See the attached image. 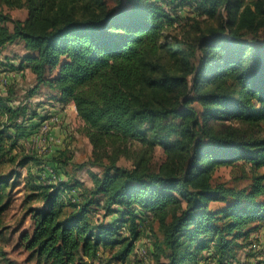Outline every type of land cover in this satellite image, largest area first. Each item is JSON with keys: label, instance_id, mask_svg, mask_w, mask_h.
Here are the masks:
<instances>
[{"label": "trees", "instance_id": "16d2710c", "mask_svg": "<svg viewBox=\"0 0 264 264\" xmlns=\"http://www.w3.org/2000/svg\"><path fill=\"white\" fill-rule=\"evenodd\" d=\"M163 1L0 0V55L14 42L25 50L17 65L0 64L33 74L25 99L42 86L60 105L72 102L91 145L80 165L91 185L75 200L76 180L30 184L27 197L41 206L18 237L27 262L94 264L107 250L105 264H136L143 215L157 223V264H251L249 235L264 226V0H185L215 21L203 29L193 20L199 35L190 49L165 33L176 17L164 5L174 0ZM18 8L23 19L9 14ZM14 93L10 84L0 94V240L7 188L19 176L1 167L37 126L24 125L37 112ZM157 146L165 159L155 166ZM68 161L53 160L52 173ZM237 161L250 165L248 186L213 182L218 167ZM1 262L19 264L2 244Z\"/></svg>", "mask_w": 264, "mask_h": 264}, {"label": "rangeland", "instance_id": "374dc122", "mask_svg": "<svg viewBox=\"0 0 264 264\" xmlns=\"http://www.w3.org/2000/svg\"><path fill=\"white\" fill-rule=\"evenodd\" d=\"M106 1L111 8H118L119 6V0ZM165 1L169 0H164L163 3ZM164 5L166 10L176 17L174 27L169 28L165 33L172 36V40L179 41L183 49H190V44L199 35V30L195 28V21L193 20H198L203 29L208 25L215 24L214 20L197 14L196 5L192 2L174 0L173 4L164 3ZM9 14L14 19H23L26 16V10L24 8L12 9ZM24 54L25 50L22 43L7 44L2 50L0 61L2 63L6 60L13 61L17 65L20 57ZM4 68L5 65L0 64V94L3 95L5 88L11 84L15 92L14 96L17 97L18 102L25 103L30 112H37L36 117L30 123L27 121L24 125L35 123L37 126L30 129L33 130L31 135L17 141L12 151L13 154L17 155V160L1 167L3 174L14 172L19 173V176L14 180L16 185L7 188L8 204L5 211L1 214L4 239L0 240V244L3 245L6 256L11 260H16L19 264H33L26 261L27 252L19 245L18 239L19 234L23 230L31 231L32 229L28 212L34 207L41 206V202L37 199L27 197L32 192L30 184L34 180L45 184L58 182L61 178L76 180L74 182H79L82 186L80 185L73 189L71 198L75 200V197L81 191V187L91 185L87 165L80 167L88 160L91 153V145L80 131L82 122L77 116L75 105L72 102L64 106L60 105L51 98L50 91L42 86L39 88V93L25 99V90L35 84L33 74L27 68H24L23 71H8L4 70ZM261 134H264V123L262 124ZM61 153L66 154L60 155ZM25 155L36 156L39 161H24L23 157ZM67 157L69 160L68 164L61 168L60 171L58 170L57 175L54 172L52 173L51 163H53V160ZM164 159L165 155L162 149L157 146L153 158L154 165L158 166ZM118 164L129 165L130 162L121 158ZM251 175L250 165L244 161H237L231 165L218 167L214 172L213 182H223L229 186L241 188L250 184ZM212 205L223 206L221 203H212ZM102 214L103 211L99 210L95 213V216L102 218ZM109 218L111 216H108L106 220H109ZM140 222L142 223V236L137 241L135 250L130 258L136 264H157L152 257V244L158 233L157 223L143 215L140 217ZM262 231V227H260L249 235L251 243L249 247V252L251 253L249 257L250 263L264 260V232L262 233ZM254 244H257L258 247L255 248ZM243 255L244 252L240 256ZM109 258L110 251H102L99 260L95 261L94 264H105ZM161 260L163 261L164 258L162 257ZM0 264L4 263L1 262ZM109 264L122 263L114 261ZM205 264L213 263L207 261Z\"/></svg>", "mask_w": 264, "mask_h": 264}, {"label": "crops", "instance_id": "0c3cea01", "mask_svg": "<svg viewBox=\"0 0 264 264\" xmlns=\"http://www.w3.org/2000/svg\"><path fill=\"white\" fill-rule=\"evenodd\" d=\"M262 230H263V231H262V233H263V232H264V227H262ZM199 264H200V263H199ZM251 264H253V262H251Z\"/></svg>", "mask_w": 264, "mask_h": 264}, {"label": "built area", "instance_id": "2783aa9c", "mask_svg": "<svg viewBox=\"0 0 264 264\" xmlns=\"http://www.w3.org/2000/svg\"><path fill=\"white\" fill-rule=\"evenodd\" d=\"M254 247L256 248V247H258V245L257 244H254Z\"/></svg>", "mask_w": 264, "mask_h": 264}]
</instances>
